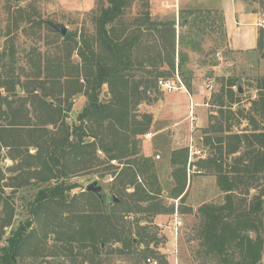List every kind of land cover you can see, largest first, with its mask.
I'll return each instance as SVG.
<instances>
[{
	"label": "trees",
	"instance_id": "1",
	"mask_svg": "<svg viewBox=\"0 0 264 264\" xmlns=\"http://www.w3.org/2000/svg\"><path fill=\"white\" fill-rule=\"evenodd\" d=\"M134 1L104 0L98 12L92 11L95 25L92 35L68 32L62 36L47 21L29 17L31 25L45 23L48 30L62 39L56 43L58 48L67 49L66 55L51 49H33L27 54L29 69L16 67V59L4 66L9 73L6 79L0 80V147L19 151L24 143L34 146L37 153H27L39 160L43 171H36L41 184L31 204L32 217L6 237L4 229L11 226L13 217L8 198L0 197V264H19L27 247L38 248L32 245L35 237L28 234L34 220L46 227V237L56 235L57 251L47 255L62 258L61 264H108L110 252L104 246L119 242L121 247L112 253L131 254L142 243L146 231L138 233L141 239L120 233L106 205L93 193L86 194L101 205L99 210L66 209L70 204L67 192L72 186H66L65 179L75 174L74 168L80 165L87 168L107 163L108 169L123 165L115 178L118 190L111 198L112 205L122 212L146 213L148 218L174 213V205L167 206L159 199L163 188L154 159L140 153L141 136L150 131L153 115L139 113L137 109L142 102L150 100L158 81L177 71L183 85L192 91V79L185 76L187 55L183 50L195 48L198 35L207 29L227 36L224 13L182 7L178 21L175 18L162 21L153 18L149 0H139L142 9L131 18L128 10ZM254 50L260 51L264 58V39H258ZM74 52L80 58L79 63L72 58ZM17 69L33 73L24 83L15 74ZM228 83L230 87L236 84ZM105 85L110 94L108 98L103 96ZM18 86L29 95L15 97ZM256 88L258 95L251 101V111L246 112V119L253 125L252 132L228 134L219 139L221 155L200 160L215 170L225 201L206 203L199 208L198 238L206 253L236 264H259L264 255L261 232L264 200L257 196L247 206V201L238 196L242 185L252 187L264 174V131L256 124L258 115L264 118V76L257 78ZM78 94L85 95L87 103L78 114L79 124H70L72 100ZM30 102L33 110L29 109ZM31 112L38 118L36 126L25 121L32 119ZM27 125L31 126L29 142L22 132ZM87 138L91 140L86 141ZM210 141L208 138L207 142ZM100 151L106 160H101ZM223 151L237 154L230 168L225 166ZM8 156L13 160L20 158L19 153L11 152ZM170 162L174 184L169 197L183 201L187 195L188 148L171 151ZM130 187L131 192L127 190ZM145 252L149 255H145L146 259L153 257L160 260L159 264H168L164 255L148 247Z\"/></svg>",
	"mask_w": 264,
	"mask_h": 264
},
{
	"label": "rangeland",
	"instance_id": "2",
	"mask_svg": "<svg viewBox=\"0 0 264 264\" xmlns=\"http://www.w3.org/2000/svg\"><path fill=\"white\" fill-rule=\"evenodd\" d=\"M153 1L149 0L153 18L162 21L174 18L179 20V8L177 15V7L174 8L175 3L178 4V7L180 4L183 5L182 7H188V3L184 1L181 3L179 0H164L163 4L166 5V8H163L162 11L155 7ZM243 1L247 8L260 12L264 20V0H241V2ZM62 3L61 0H0V80L8 77V68L4 66L11 64L12 59H16V67L21 66V68L29 69L27 54L33 49L37 51L51 49L52 52H60L62 56L67 53L65 47L58 48L56 42L62 41V39L57 34L48 30L45 23H40L39 26L31 25L28 22L29 17L62 23L68 28V32H77L79 36L83 33L86 35L95 33L92 11L98 12L104 4V0H95L92 10L76 12H70L64 8ZM141 9V1L135 0L128 10V13L131 12L129 17L136 16ZM262 23L263 26L260 29L264 31V22ZM184 30L186 31V28ZM237 35V33L234 34L235 37ZM259 38L264 39V32H259ZM196 40L195 48L187 47L183 50L187 55L185 76L192 79L193 83L191 92L185 86L184 88L193 97L194 102L199 104L194 107L197 116L195 135L198 144L206 148L208 157H213L221 155L219 139L232 133L252 132L253 125L246 119V112L251 111V101L258 95L256 84L257 78L264 76V58L261 57L258 50H231L228 46L227 36L215 31L210 33L208 29L204 33H200ZM2 58L4 59L1 60ZM72 58L75 62H80L76 52L73 53ZM32 73L31 70L17 69L15 74L19 75L22 82L25 83ZM163 80L177 88L181 87V83L183 84V79L178 71L173 76H164ZM229 81L236 84L230 87ZM157 85L156 91H151L150 100L142 102L137 109L139 113L149 112L153 115V123L149 131L153 133V136L148 138L146 135L141 136L142 142L139 148L142 155L151 156L156 163L158 177L163 188L159 199L167 206L174 205L176 207L178 205L179 219L182 221L178 233L174 226L175 212L148 218L146 213L137 211L125 213L112 205L111 198L118 190V188L115 189V178L123 165L117 169H108L107 163L87 168H81L82 165H80L78 168H74L76 169L75 174L73 173L65 179L66 186H72L70 192H67L70 204L66 209L76 212L99 210L101 205L96 202L94 197L86 194L87 185L97 180L105 193L107 211L113 220L115 219L120 233L123 231L134 237H140L137 236L138 233L146 231L147 235L142 236V243L131 254L112 253L113 249L121 247L119 242L104 246L110 252L108 264H147L145 258V255L149 256L145 252L147 247L164 255L168 264H236L232 261H221L217 259V256L206 253L197 234L200 224L199 208L206 203L222 204L225 201V193L218 186L215 170L208 164L205 165V162H201L202 160L197 161L196 172H191L190 179L188 178L187 195L184 200H175L169 197L170 189L174 184L170 153L175 149L186 147L191 134L189 121L185 120L190 99L188 94L175 92L182 89L168 92L160 87L159 81ZM238 85H241L242 92H239ZM103 91L105 98L110 97L107 85L104 86ZM2 92L7 94L4 88ZM17 92L15 97L29 95L20 86L17 87ZM105 92L108 93L107 96ZM173 92L178 94L174 95ZM169 95L177 97L178 109L171 108L167 104ZM172 101L178 104L176 99ZM86 103L85 95L74 96L68 119L70 124H79L78 114ZM28 106L30 110L34 109L32 102ZM31 114L32 119H25V121L36 126L38 118L34 112ZM177 122H180L178 127L180 131L177 135V143L173 144L171 128ZM256 124L259 129L264 131V118L258 115ZM30 127V125L25 126L22 131L26 142L30 140L28 135ZM50 128L52 129L53 126ZM208 138L211 139L210 142H207ZM90 140V138L86 139V141ZM27 151L33 155L37 153L35 147L28 146L27 143L22 144L19 151L0 147V197L8 198L9 211L13 217L11 226L4 229L5 237L13 233L20 223L32 217L31 204L36 199L39 184H41L40 175L36 171H43L42 167L39 160L30 156ZM11 152L19 153L20 158L18 157V160L10 159L8 155ZM98 155L101 160H106V155L101 151ZM157 155L160 158H157ZM222 155L226 168H230L235 163L237 154L232 155L223 151ZM114 164L119 165L118 162ZM198 170H201V173L197 172ZM51 183L54 184V180ZM127 190L131 192L133 188L130 187ZM239 192L238 196L247 201V206H250L257 196L264 200V174L259 176L258 181L252 187L249 185L248 188L246 185H242ZM53 209L58 212L57 208ZM148 220H152V222L149 223ZM142 227H145V230ZM1 232L2 230H0ZM46 232V227L34 220L28 229V234L35 237L32 245H38V248L28 249L27 247L19 259V264H61L64 262L60 257L47 255L52 254V251H57L55 248L57 241L55 240L56 235L49 234L46 237ZM261 232L264 234V221ZM252 235L255 236L254 233ZM259 264H264V255Z\"/></svg>",
	"mask_w": 264,
	"mask_h": 264
},
{
	"label": "crops",
	"instance_id": "3",
	"mask_svg": "<svg viewBox=\"0 0 264 264\" xmlns=\"http://www.w3.org/2000/svg\"><path fill=\"white\" fill-rule=\"evenodd\" d=\"M64 5V8L69 10L70 12L76 11H89L92 10L95 6V0H61ZM178 1V0H177ZM181 3L184 1L188 3V7H192L195 9H204V10H221L223 11L224 24L227 33V42L229 48L234 51H252L257 48L258 39H259V30L261 26H263L264 20L261 17L260 12L254 9L247 8L245 2H241V0H179ZM164 0H154L153 3L155 7L159 10L163 11V8H166L165 4H163ZM177 7V15L178 8H182L183 5L174 4ZM176 16V14H175ZM238 34L236 37L234 34ZM181 94H188L190 101L193 100V97L189 94V92L185 91L184 87H181ZM174 93V95L178 93ZM172 95V94H171ZM170 96V95H169ZM167 97V104L171 108H179L178 99L175 96ZM176 99L178 104H175L172 100ZM195 103V102H194ZM199 106L198 103H195ZM190 107V103H189ZM189 111V109H188ZM188 116V114L186 115ZM187 120V119H185ZM180 123V122H179ZM179 123H175L171 128V138L173 144L177 143V135L180 131ZM189 137L187 140L188 145ZM187 147V146H186ZM161 216V215H158Z\"/></svg>",
	"mask_w": 264,
	"mask_h": 264
},
{
	"label": "built area",
	"instance_id": "4",
	"mask_svg": "<svg viewBox=\"0 0 264 264\" xmlns=\"http://www.w3.org/2000/svg\"><path fill=\"white\" fill-rule=\"evenodd\" d=\"M160 87L163 89L167 90L168 92H172L175 89H179L181 87H184V85L181 83V87L177 88L176 86H173L171 83L165 81V80H160L159 81ZM176 87V88H175ZM195 103L191 100L190 101V107L188 111V116L187 120L189 121L190 124V137H189V142L187 145L188 148V165H187V174L188 178L190 179L191 172H196V167H197V161L199 160H206L208 158L207 150L204 146H201L198 144L197 136L195 135L196 133V122H197V116L195 113ZM153 136L152 132H148L146 134V137H151ZM157 158H160L159 155H157ZM115 163V161H113ZM197 172L201 173V170H198ZM112 180V178H111ZM177 203V202H176ZM175 215V221H174V226L176 233H178L179 228L182 226V221L179 219V213H178V205L175 207L174 211ZM147 264H159L158 260L150 257L146 259Z\"/></svg>",
	"mask_w": 264,
	"mask_h": 264
},
{
	"label": "water",
	"instance_id": "5",
	"mask_svg": "<svg viewBox=\"0 0 264 264\" xmlns=\"http://www.w3.org/2000/svg\"><path fill=\"white\" fill-rule=\"evenodd\" d=\"M47 23L55 29L58 33H60L62 36H65L68 33V28L62 24V23H57V22H52V21H47ZM239 92H242L241 85H238ZM105 95L107 96L108 93L105 92ZM86 191L93 193L103 204H105V193L103 191V187L99 182L93 181L86 187ZM117 201V199L115 198Z\"/></svg>",
	"mask_w": 264,
	"mask_h": 264
}]
</instances>
